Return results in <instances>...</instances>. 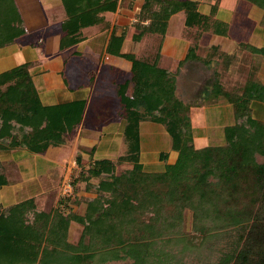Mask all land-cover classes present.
Returning <instances> with one entry per match:
<instances>
[{"label": "trees", "instance_id": "16d2710c", "mask_svg": "<svg viewBox=\"0 0 264 264\" xmlns=\"http://www.w3.org/2000/svg\"><path fill=\"white\" fill-rule=\"evenodd\" d=\"M59 2L63 11L59 50L67 51L68 56L83 40L84 29L104 24L105 16L121 7L136 10L129 50L122 52L129 30L126 24L112 25L104 49L106 54L131 63L127 78L115 88L117 115L126 122L125 149L113 161H90L86 166L81 165L79 156L75 158L81 169L71 181L74 199L60 197L55 201L42 233L25 224L36 211V197L0 205V264H176V254L214 253L215 244L223 239L231 242L228 251L219 253L217 264H264V123L250 116V103L264 102V85L255 78L256 67H250L240 87L224 83L216 68L210 70L208 91L203 95L229 103L234 123L223 128L221 145L195 149L189 110L203 103L184 102L176 93L179 72L157 65L169 20L182 12L185 29L188 33L194 30L185 61L204 66L205 60L217 59L224 62L223 70L230 67L235 56L217 46L205 56L198 54L203 34L227 36L228 26L213 18L218 2L209 15L200 13L199 3L193 0ZM238 3L260 9V24L264 26V0ZM26 31L17 0H0V48L14 44ZM150 35L159 36V44L154 60L145 62L136 55L142 40ZM237 48L264 57V47L239 43ZM211 63L207 68L213 66ZM85 106L86 101L43 105L28 63L0 73V150L47 154L78 128ZM143 121L163 126L177 151L175 163L165 171L149 173L143 169L139 129ZM165 158L162 153L161 160ZM7 184L0 164V188ZM79 192L91 197L81 199ZM70 203L83 206L81 212ZM166 207L188 212L189 227L166 236ZM73 223L80 226L75 243L69 241ZM23 239L42 243L36 261L15 256L24 255L19 253Z\"/></svg>", "mask_w": 264, "mask_h": 264}, {"label": "crops", "instance_id": "0c3cea01", "mask_svg": "<svg viewBox=\"0 0 264 264\" xmlns=\"http://www.w3.org/2000/svg\"><path fill=\"white\" fill-rule=\"evenodd\" d=\"M44 1L50 5L46 8L48 15L51 9L52 11L57 9V14L54 17L48 16L51 20L47 21L41 17L42 20L35 23L31 21V17L29 19L22 12L26 34L14 44L0 48V73L28 63L32 81L43 105L86 101V106L78 128L67 137L63 145L52 149L47 154L32 155L25 150H0V164L8 182L6 186L0 188V205L2 206L16 204L32 197H37L40 201L45 194H48L47 192L52 190V185H56L58 181L60 185L61 179L67 173L58 175L56 152L66 145L70 147L69 169H78L75 176L81 169L74 162L77 156L80 157L81 165L86 166L90 161H113L125 149L123 133L126 122L117 115L118 103L115 88L127 78L131 63L104 52L112 25L126 24V18L121 16L124 14L123 9L113 15H106L104 24L84 29L83 40L69 50L73 55L69 52L68 56L67 51L59 50V27L63 18L59 20L60 11L55 4L57 0ZM193 1L199 3L198 10L203 15H209L212 5L217 1L218 6L213 18L228 26L226 37L211 33L203 34L199 39L198 54L205 56L212 46H217L219 50L235 58L232 59L227 70H223L224 62L217 59L208 62L205 60L204 66H193L186 62L185 57L189 45L193 42L194 30L188 33L183 20V26L175 32L171 29V25L175 24V18L179 13L172 16L161 44L157 65L171 73L179 72L176 84L177 95L179 94V77L190 74L192 66L199 67L201 79V86H199L202 88V95L207 90L209 72L215 68L221 72V80L224 83L240 87L244 84L250 67L254 66L256 80L264 85V57L251 55L237 48L239 43H249L256 48L264 47V26L260 24L263 12L255 6L247 7L242 3L239 4L238 0ZM178 24L180 27V22ZM132 34L133 32L127 33L122 48L123 53L130 48ZM151 37L159 38L157 35H150ZM144 40L146 37L140 44L137 58L142 57ZM151 52L153 55L149 62L154 60L157 48L150 51L149 55ZM216 62L219 63L216 65ZM210 63L214 64L211 68H207ZM236 67L239 73H235ZM181 91L183 93V89ZM190 94L186 92L180 98L188 103L185 99H189ZM203 96L206 104L191 107L189 110L195 149L221 145L223 128L234 123L233 109L229 103L222 98ZM250 116L264 123V102H251ZM159 126L161 125L149 121H143L139 126L140 162L144 171L149 173L165 171L168 166L175 163L177 158V151L173 149L166 130L162 126L165 132L162 131ZM162 153L166 155V158L161 160ZM34 214L35 217L32 220L27 217L25 224L31 227L35 226L36 222L44 223L45 225L40 229L42 233L50 214L42 211H35Z\"/></svg>", "mask_w": 264, "mask_h": 264}, {"label": "rangeland", "instance_id": "374dc122", "mask_svg": "<svg viewBox=\"0 0 264 264\" xmlns=\"http://www.w3.org/2000/svg\"><path fill=\"white\" fill-rule=\"evenodd\" d=\"M43 1V2H42ZM21 11L24 13V15L26 17H31V21L37 23L38 21H40V19H46L48 21V16L54 17L57 13L56 10L54 9L52 11V9L50 10L51 13L48 15V11L46 10V8H49L50 5L44 3V0H17ZM56 8L58 6L59 8V16L60 19L63 18V11L60 7V2L59 0L56 1ZM123 9V13L121 16H123L124 18H126V25L129 26V30L127 33L129 32H134L133 27L131 26V23L134 22L135 18H134V13H136V10L134 11H129L127 10L125 7H121L119 10ZM31 14V15H29ZM42 17V18H41ZM183 13L180 12L176 18H175V24L171 25V29L174 30L175 32H177L179 30V28H181L183 26ZM30 19V18H29ZM51 20V19H49ZM173 22V23H174ZM178 22H180V27ZM29 26H31V23L28 22ZM29 28V27H28ZM171 30V31H172ZM149 37V38H147ZM146 40H144V44H142V57L138 58L142 61L145 62H149V59L152 58L153 52H151V54L149 55L150 51L156 50L158 44H159V38L155 39L153 37L150 38V36H147ZM199 67H193L191 69L190 74H186V76L182 75L179 77L178 79V84H179V97H182L183 95H185L186 92L191 93L189 99H185L187 100L188 103H199L202 104L201 106L205 105L206 102L205 98H203V95L201 94L202 88L200 87V83H201V79H200V75L198 72ZM238 67L235 68V73H239L237 71ZM200 85V86H199ZM203 85V84H202ZM199 86V87H198ZM181 89H183V93L181 91ZM201 89V90H200ZM184 90L186 92H184ZM208 91V90H207ZM183 94V95H182ZM205 95V94H204ZM160 129L163 130L162 126H159ZM165 132V131H164ZM57 157V172L58 175L60 174H65V177L63 179H61L60 181V185H59V181L58 178L57 179V183L56 185H52V190H50L49 192H47L48 194H45L40 201H38L37 203V208L36 211L37 212H43V213H50V211L52 210V208L55 205V201L58 198H69V200H73L74 199V187L69 186V182L71 183L73 176L75 175V173H77L78 169L77 168H70V147L69 145H66L64 147H62L61 149H59V152H56ZM122 167L118 170L117 173H119L121 171ZM126 169V166L123 168ZM169 169V167H168ZM72 175V178L70 180V176ZM55 176V175H54ZM55 178V177H54ZM59 185V188H58ZM60 190V192H59ZM67 191V192H66ZM79 196L81 195L80 192L78 194ZM85 196V197H84ZM82 195L80 197H82L81 199H88L91 196L90 195ZM37 198V197H36ZM74 208H76L77 210H79L78 212H81V208L83 206H77V205H73V203H70ZM35 217V214H31L28 216V219H31ZM190 224V216L188 212H185L183 210H179V209H171L169 207H166L164 210V221H163V230H164V234L166 236L173 234V233H178L183 231L186 226L187 228L189 227ZM33 225V224H32ZM43 225H45L42 222H36V227L33 225V227H35V232L40 231V229L43 227ZM34 229V228H33ZM79 230H80V226L77 224H71L70 226V230H69V241L75 243L77 238H78V234H79ZM23 235L25 234V230L22 231ZM39 237V236H38ZM22 240V239H21ZM24 242L20 243L19 246V253H23L24 255H15L18 259L20 258L21 260H26L29 259L28 261L34 262L36 261L37 255H38V251L41 247L42 243H26V240L23 239ZM229 242H231V239L229 240H221L220 243H216L214 246V253H210L208 251H204L203 254H201L200 256L194 255V254H176V264H217V257L219 256V253L221 252H226L228 251V244ZM29 250V251H28ZM29 252V255L27 256V253ZM172 252H174L175 255V251L174 249L172 250ZM16 254V253H15ZM120 264V263H119Z\"/></svg>", "mask_w": 264, "mask_h": 264}, {"label": "built area", "instance_id": "2783aa9c", "mask_svg": "<svg viewBox=\"0 0 264 264\" xmlns=\"http://www.w3.org/2000/svg\"><path fill=\"white\" fill-rule=\"evenodd\" d=\"M74 177H76V176L74 175L73 178H74ZM71 178H72V175L70 176V180H71ZM70 184H71V183L69 182V186H70ZM71 186H72V185H71ZM66 192H67V191H66Z\"/></svg>", "mask_w": 264, "mask_h": 264}]
</instances>
